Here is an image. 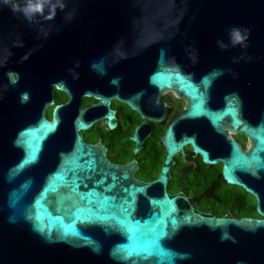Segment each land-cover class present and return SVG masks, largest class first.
<instances>
[{
	"label": "water",
	"instance_id": "water-1",
	"mask_svg": "<svg viewBox=\"0 0 264 264\" xmlns=\"http://www.w3.org/2000/svg\"><path fill=\"white\" fill-rule=\"evenodd\" d=\"M27 3L0 0V264H264V0H32L39 11H13ZM112 55L139 81L184 97L182 116L248 136L242 151L210 134L223 157L194 150L222 162L260 217L180 211L179 195L152 189L165 168L155 182L124 184V169L74 134L85 124H60L58 105L43 116L53 82L67 90ZM212 87L217 108L207 104ZM164 141L168 154L181 146L169 129Z\"/></svg>",
	"mask_w": 264,
	"mask_h": 264
},
{
	"label": "flooded vegetation",
	"instance_id": "flooded-vegetation-1",
	"mask_svg": "<svg viewBox=\"0 0 264 264\" xmlns=\"http://www.w3.org/2000/svg\"><path fill=\"white\" fill-rule=\"evenodd\" d=\"M123 62L124 56L112 55L99 71L87 69L78 73L73 85L63 83L64 78H61L67 90L53 82L47 98L52 102L44 104L43 116L52 120L58 105L56 117L60 124L65 118L71 123L78 120L85 124L82 129H74V134L105 163L124 169V184L130 180L155 182L165 168L164 183L157 182L152 189L155 193L165 191L170 196L179 195L180 211L192 207L214 216L260 217L255 196L239 184L224 179L222 162L207 163L202 154L194 150L195 145L211 157H223L226 155L223 150L216 154L211 152L210 134L223 147L224 137L234 140L242 151L250 146L248 136L226 123H222L221 133H217L202 117L182 116L186 110L184 97L172 88L157 89L139 81L138 72H124ZM183 71L189 73L186 69ZM9 72L16 80L17 71ZM209 90L208 106L220 107L213 87ZM232 94L239 95L235 90ZM239 100L236 97V101ZM242 118L255 124L250 115L243 113ZM167 129L172 140L181 143L177 151L169 154L164 141ZM53 136L51 134L50 138ZM238 176L251 186L250 175L239 173Z\"/></svg>",
	"mask_w": 264,
	"mask_h": 264
},
{
	"label": "clouds",
	"instance_id": "clouds-1",
	"mask_svg": "<svg viewBox=\"0 0 264 264\" xmlns=\"http://www.w3.org/2000/svg\"><path fill=\"white\" fill-rule=\"evenodd\" d=\"M40 7L41 6L39 4H33L32 0H28V3L22 9L17 6H13V11H22L25 16H30L31 13L39 11Z\"/></svg>",
	"mask_w": 264,
	"mask_h": 264
},
{
	"label": "snow or ice",
	"instance_id": "snow-or-ice-1",
	"mask_svg": "<svg viewBox=\"0 0 264 264\" xmlns=\"http://www.w3.org/2000/svg\"><path fill=\"white\" fill-rule=\"evenodd\" d=\"M234 39H235L236 41H240V40L242 39V37H241V35H240L239 33H235V34H234Z\"/></svg>",
	"mask_w": 264,
	"mask_h": 264
}]
</instances>
